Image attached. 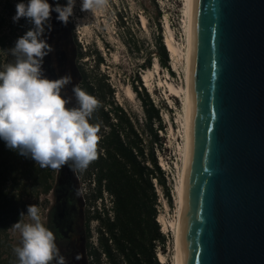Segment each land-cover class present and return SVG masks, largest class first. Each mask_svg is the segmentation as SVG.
Listing matches in <instances>:
<instances>
[{
	"label": "water",
	"instance_id": "1",
	"mask_svg": "<svg viewBox=\"0 0 264 264\" xmlns=\"http://www.w3.org/2000/svg\"><path fill=\"white\" fill-rule=\"evenodd\" d=\"M179 264H264V0H191Z\"/></svg>",
	"mask_w": 264,
	"mask_h": 264
},
{
	"label": "trees",
	"instance_id": "2",
	"mask_svg": "<svg viewBox=\"0 0 264 264\" xmlns=\"http://www.w3.org/2000/svg\"><path fill=\"white\" fill-rule=\"evenodd\" d=\"M66 1L53 0L59 5H66ZM160 15L161 10L156 8L154 48L145 56L140 68L151 66L153 53L159 65L173 74L158 20ZM118 16L119 23L128 31L124 14L119 12ZM32 27L26 18L14 23L13 19L8 20L0 13V56L9 53L15 41ZM77 46L82 57L84 53L78 43ZM90 53L94 57L95 69H98L103 57L96 48ZM131 87L143 108L142 129L150 139L146 145L130 115L112 99L113 89L107 76L88 73L83 79L82 90L101 103L89 120L90 124L100 127L98 158L83 173V177L93 184L87 197L93 206L91 212L88 210L87 225L90 220L98 222L96 244L88 242V264H166L159 260L157 254V249L164 251L166 236L156 220L158 203L152 183V178H155L171 204L169 187L154 151V143L161 146L158 130H164L165 126L159 108L148 94L139 91L136 84L132 83ZM54 172L8 149L0 140V264H18L8 231L18 221L22 222L20 214L27 205L25 198L49 190ZM104 193L110 198V207L104 201ZM97 200L101 202L100 209L95 208ZM88 230L90 237L89 227Z\"/></svg>",
	"mask_w": 264,
	"mask_h": 264
},
{
	"label": "clouds",
	"instance_id": "3",
	"mask_svg": "<svg viewBox=\"0 0 264 264\" xmlns=\"http://www.w3.org/2000/svg\"><path fill=\"white\" fill-rule=\"evenodd\" d=\"M76 0L54 8L48 0H28L16 5L17 22L26 18L33 27L9 49L12 62L0 70V140L21 156L35 161L41 168L59 170L71 162L72 169L84 171L98 158L99 125L89 123L100 101L82 90L73 88L76 105L69 107L62 90L71 82L65 75L48 79L43 72V59L53 48L42 38L45 25L50 28L51 13L67 25ZM109 6V0H81L82 12L96 13ZM20 214V217L24 216ZM30 222L13 225L21 237L13 249L18 264H65L55 243V235L44 226L35 204L27 206ZM58 258V259H57Z\"/></svg>",
	"mask_w": 264,
	"mask_h": 264
},
{
	"label": "rangeland",
	"instance_id": "4",
	"mask_svg": "<svg viewBox=\"0 0 264 264\" xmlns=\"http://www.w3.org/2000/svg\"><path fill=\"white\" fill-rule=\"evenodd\" d=\"M20 2L27 3L28 1L0 0V13L5 15L8 20L12 19L16 15V5ZM8 5H11L10 8ZM80 6L81 0H76L70 21L72 23L76 43L80 45L84 53L81 62L84 64L85 69H87L88 73H101L107 76L108 83L113 89L112 99L130 115L138 132L144 139V145H146L150 139L142 129L144 115L141 101L135 92L132 99L126 97L123 92L125 85L131 87L132 83L136 84L135 81L137 77L139 78V84L141 86L140 91L146 92L159 110L161 109L160 112L164 119L163 125L165 126V130L162 131V135L158 132V135L161 137L163 148L161 153L164 156L168 155L172 157L175 150L176 137L180 133V124L177 119L182 112L181 100L179 97L170 96L166 92L165 87L159 86V79H164L165 75V69L160 65L158 67L159 74H154L148 86L147 84H145L146 86L142 84V78H140L138 73L143 75V72L146 71L147 68L140 70V65L145 56L149 55L154 48V36L157 34V28L155 26L156 8L161 10V15L158 20L162 28L163 40L166 31L165 23L168 22L174 33L176 42L179 44L180 48L184 47V0H109L108 8L103 11H97L94 14L82 12ZM119 12L124 14L125 24L129 29L128 31L119 23ZM142 14L146 17V27H142L141 24L140 16ZM94 48H96L103 57V63L99 64L98 69H95L94 57L90 53ZM151 57L153 64L156 58L153 56V53ZM0 59V70H3V67L7 63L12 62L13 57L9 52L1 54ZM172 59L173 58L168 52V64H170V69H172L173 74H169V79L166 80L171 81L176 86H182L185 83L183 63L176 59V66H173ZM165 114H167L169 121L173 123L171 128L166 121ZM75 172L81 194L86 200L87 211L89 210L91 212L93 206L89 204L87 197H89L93 184L90 183L87 178L83 177L84 171L75 170ZM25 200L27 201V205L23 212L25 215L23 216L24 219L22 222L28 223L30 220L27 216V206L35 204L39 210L40 207L38 206L39 202H35L28 197H26ZM105 202L107 206H109L108 198L105 199ZM95 205L98 208L102 207L100 201H96ZM157 205L158 212L156 218H158L160 222V231L166 236L164 251L157 249V254L162 253L165 257L164 263L171 264L175 252L174 231L170 226L165 228V224L161 221V216L167 221L174 219L176 216V202L171 197V204L167 203L163 205L162 201H160ZM97 228L98 222L96 220H90L89 241L92 244H96L97 241ZM8 235L11 249L13 250L20 245V233L12 226L8 231ZM3 256L6 255L4 254Z\"/></svg>",
	"mask_w": 264,
	"mask_h": 264
},
{
	"label": "flooded vegetation",
	"instance_id": "5",
	"mask_svg": "<svg viewBox=\"0 0 264 264\" xmlns=\"http://www.w3.org/2000/svg\"><path fill=\"white\" fill-rule=\"evenodd\" d=\"M48 2L53 8L57 5L53 0ZM57 16L58 13L54 11L51 13L49 20L51 27L45 25L42 35V38L53 48V51L44 57L42 69L44 75L50 80H56L65 75L71 76V82L62 90V95L65 99H70L68 106L72 107L76 105L72 90L76 85L82 89L83 79L88 71L81 62L82 57L70 18L67 25H64L57 20ZM50 183L51 187L47 192L27 197L39 202L42 223L54 233L59 256L64 258L65 264H88L87 204L70 162L61 169L55 170ZM52 264H57V261L54 260Z\"/></svg>",
	"mask_w": 264,
	"mask_h": 264
},
{
	"label": "bare ground",
	"instance_id": "6",
	"mask_svg": "<svg viewBox=\"0 0 264 264\" xmlns=\"http://www.w3.org/2000/svg\"><path fill=\"white\" fill-rule=\"evenodd\" d=\"M190 4L191 0H184V32H185V43L184 47L180 48L179 44L176 42L174 33L169 26L168 22L165 23V35H164V44L166 50L170 53L173 66H176L175 60L181 61L183 63V71L185 83L182 86H176L174 83L168 80L159 79V86L166 88V92L170 96L179 97L182 103V112L178 116V122L180 124V135L182 136V144L179 145V152L181 157L180 169H179V180L175 184V202H176V216L172 220H165L161 216V221L165 224L166 227H172L174 231L175 238V252L171 264H179V244H180V231H181V221H182V211H183V199H184V190H185V171H186V162H187V150H188V107H189V74H190V65H189V50H190ZM142 27H146V17L142 14L140 16ZM158 61L155 59L151 67H148L145 72H143L142 78L145 83L150 85V80L154 74H159L158 72ZM124 95L129 99H132L134 96V91L129 85L124 86ZM158 258L161 262L164 263V255L162 253L158 254Z\"/></svg>",
	"mask_w": 264,
	"mask_h": 264
},
{
	"label": "built area",
	"instance_id": "7",
	"mask_svg": "<svg viewBox=\"0 0 264 264\" xmlns=\"http://www.w3.org/2000/svg\"><path fill=\"white\" fill-rule=\"evenodd\" d=\"M169 66H170V64H169ZM140 70H141V68H140ZM138 74H139L140 78H142V74L141 73H138ZM169 74H171V73L167 69H165V75L166 76L164 75V80L169 79V77H168ZM139 82H140V80H136L135 81L136 86H137L138 90L140 91L141 90V86H140ZM142 84L144 86H146L145 85L146 83L143 80V78H142ZM160 110H159V114H160V117L162 119V122H164V119H163V116H162ZM165 118H166V121L168 122V124H169V126L171 128V126H172L173 123L169 121L167 114H165ZM164 130H165V128H164ZM162 131L163 130H158V132H159L160 135H162ZM180 144H182V136L179 133L178 136L176 137V145H175V150H174L173 156L170 157L168 155H166V156L162 155V153H161V151L163 150L162 144L160 146V145L154 143V151H155V155H156V158H157V163H158L160 169L163 172V175H164L165 180H166V185L169 187L170 197H172L174 200H175V198H174V194H175V184L179 180V169H180L179 166H180V163H181L180 152L178 151ZM152 183H153L154 189L156 191L157 203H159L160 201H162V204L163 205L167 204L168 203L167 202V199L164 198L165 196L163 194V191H162L161 187L158 185V183H157V181H156L155 178H152ZM106 198H108V203H109V207H110V205H111L110 198L108 196ZM105 199H104V201H105ZM98 201L99 200H97V202ZM98 209H100V208H98ZM156 220L160 224L158 218H156Z\"/></svg>",
	"mask_w": 264,
	"mask_h": 264
}]
</instances>
